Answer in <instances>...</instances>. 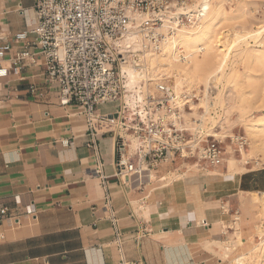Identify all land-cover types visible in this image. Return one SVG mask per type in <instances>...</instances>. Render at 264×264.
Segmentation results:
<instances>
[{"label": "crops", "instance_id": "obj_1", "mask_svg": "<svg viewBox=\"0 0 264 264\" xmlns=\"http://www.w3.org/2000/svg\"><path fill=\"white\" fill-rule=\"evenodd\" d=\"M33 6L0 0V44H12L4 65L19 50L13 36L34 23ZM43 71L41 62H25L18 75L0 79V264H220L213 244L226 243L220 210L226 198L253 191L245 174L123 186L114 176L111 129L94 124L96 156L86 146L82 108L61 107ZM100 107L96 115L113 111ZM97 161L119 245L105 190L91 174Z\"/></svg>", "mask_w": 264, "mask_h": 264}, {"label": "built area", "instance_id": "obj_2", "mask_svg": "<svg viewBox=\"0 0 264 264\" xmlns=\"http://www.w3.org/2000/svg\"><path fill=\"white\" fill-rule=\"evenodd\" d=\"M172 11V0H34V23L13 36L19 50L8 66L4 62L12 44H0V79L18 75L25 62H41L44 81L57 86L58 104L76 103L82 108L86 146L96 156L99 135L94 124L111 129L114 176L123 186L142 179L165 182L164 175L158 176L160 170L184 164L200 170L217 168L226 155L224 140L235 144L240 153L247 146L245 137H216L204 131L200 120L187 118L197 93L185 84L175 88L163 75L130 87L120 70L131 61L135 46L160 52L164 39L170 37L161 29L174 19ZM105 105H113L112 113L96 115V108ZM91 174L105 190L100 161ZM104 206L119 245L106 190ZM225 208L221 207L222 213L228 215ZM5 213L2 208L0 215Z\"/></svg>", "mask_w": 264, "mask_h": 264}, {"label": "bare ground", "instance_id": "obj_3", "mask_svg": "<svg viewBox=\"0 0 264 264\" xmlns=\"http://www.w3.org/2000/svg\"><path fill=\"white\" fill-rule=\"evenodd\" d=\"M196 1V7L193 10L176 14V16L184 15L189 19H197L194 26L177 30L173 36L165 38L158 53L143 51L139 46L133 47L134 54L131 61L124 62L120 66V70L125 73L130 87L141 79L146 82L154 81L163 76L162 73L173 75L175 88H179L184 81L194 85L207 86V83L214 79L215 86L221 84V89L216 96L214 95L215 97L210 98L205 94L206 97L201 100L204 105L201 118L205 119L204 117L208 116L211 124L218 125L219 129L214 133L216 137L232 136L231 132L235 126L243 127L246 147L249 148V151L246 152L245 149L240 151V161L233 158L228 160L226 176L234 177L247 170L245 165L250 153H259L264 159V115L257 118L252 116L253 111L257 110L254 107V98H259L261 94L259 84L264 82V58L260 51L253 50L251 52L249 49L239 47V44L245 43L247 39L254 41L260 37L264 31V16L257 19L259 22L255 29L241 28V35L234 30L233 39L228 41L225 36L221 37V24L226 19V15L220 7L221 1ZM173 24L177 23L173 22ZM137 51H141V53H136ZM231 54L234 55L233 58L230 57ZM237 58L245 63L243 71L236 69ZM257 73L260 74L256 75ZM217 107L220 108L221 114L218 116V120L214 121L210 111L216 115L217 112L214 111V108ZM202 127L204 128L203 121ZM212 128H205V130L213 133ZM227 149L229 151L231 148L228 146ZM183 166L186 167V171L177 173L176 169L164 176L166 180L164 187L176 181L196 179L198 175L208 178L219 175L213 169L200 170L194 165ZM245 194L252 196L247 199L245 197L239 199L242 215L234 217L232 224L235 241L229 244L218 241L213 243L220 250L218 253L220 264H264V231L261 227V224H264V192ZM254 216L261 220L253 222ZM248 217L250 220L247 219ZM243 231L247 234L246 238L242 237ZM252 234L257 235L260 242L243 252L241 246L245 244L246 240L249 243L252 242Z\"/></svg>", "mask_w": 264, "mask_h": 264}, {"label": "rangeland", "instance_id": "obj_4", "mask_svg": "<svg viewBox=\"0 0 264 264\" xmlns=\"http://www.w3.org/2000/svg\"><path fill=\"white\" fill-rule=\"evenodd\" d=\"M217 1H221V5H220L221 10H223L226 15V19L221 24V27H222L221 37L225 36L228 41H231V39H233L232 35H233L234 30L241 35V28L255 29L257 22H259L257 21V19H260L264 16V0H217ZM196 4H197L196 0H172V7H173L172 13L175 14V16H173L174 19L168 20L169 23H164L163 29H161V32L164 35L173 36L174 33H177V30H181L182 28L188 29L194 26L197 23V19L192 18L190 21V19L187 16L186 17L184 15L176 16V14L181 13V12H187L188 10H193L196 7L195 6ZM196 9H199V8H196ZM173 22H176L177 25L175 26ZM229 34L231 35L230 37H229ZM257 39L254 41L253 39H247L245 43H240L239 47H242L243 49H249L251 52L253 50L260 51L261 55L264 58V31L260 35V37H258ZM221 42H223V39H221ZM246 42L249 43L250 45L247 44ZM230 57L233 58L234 55L231 54ZM239 59L240 58H237L238 64L236 66V69L239 71H243V66L245 65V63L243 62V60L240 61ZM259 74L260 73H257L256 75H259ZM162 75H164L166 78L169 79V81L174 83L173 75L171 74L165 75L164 73H162ZM183 84L186 85L187 89H194L197 93V100L194 101L193 110L190 113V115L187 116V118L197 119L198 121L200 120L201 124L203 121L204 131H205V128L210 129L213 126H215L214 128H212L213 133H215V131L219 129L218 125H216V123L211 124L208 120L209 119L208 116L207 117L205 116L204 117L205 119L201 118L203 111H204L203 109L204 105L201 103V100H203L204 97H206V95L207 97H210V98L215 97L218 91L221 89V84H217L215 86L214 79L213 80L211 79L207 83V86L203 84L194 85L191 83H186L185 81L183 82ZM181 86L179 88H181ZM263 86H264V82H260L259 87L261 89V94L259 95V98L257 97L254 98V107L257 108V110H254L252 114L254 118L264 115V112H263L264 111V89H263L264 87ZM100 109L102 112L107 111V110L111 111L113 109V105H105V106L100 107ZM214 111L217 112L216 115L214 114V112H211V111L210 113L212 115L211 114L210 115L211 117H213L214 121H217L218 116H220L221 114L220 108L218 107L214 108ZM231 133L234 136L240 135V136L245 137L243 127L241 126H235V128L232 129ZM224 142H225V146L226 147L229 146L231 149L229 151L227 149L226 155L223 157L224 160L220 163V165L217 168L213 169L216 173H219L218 175L219 177L227 175L228 160H230L231 158L235 159L236 161L241 160V156L237 150L236 145L235 144L230 145L231 143L229 142L227 138L224 140ZM245 151L248 152L249 148L245 147ZM184 165H189V164H184ZM173 168L175 169L177 168V173H182L186 171L185 170L186 167L184 166L172 167V169ZM245 168L247 170L244 172L245 174V176H243L244 182L247 183L249 187L253 188L252 192L263 193L264 192V159L262 158V155L256 152L250 153V156L248 158V162L245 165ZM251 196L252 195H246V194H243V196H241V194L235 193L230 198H226L224 200L223 205L227 207L225 209L230 212L228 215L227 214L222 215L221 213L222 219H220L219 221V228H221L224 231V233H226L225 234L226 236L223 239L224 242L229 244L232 241H235L236 239L234 235L235 231L234 229H232V224L234 223L233 218L236 216H234L233 214L235 211H238V215L240 214L242 215V208L240 206L239 199L241 197H245V199H247V198H250ZM218 207H219V204H218ZM220 212H222V210H220ZM218 214H219V211H218ZM247 219L250 220L249 217ZM260 220L261 218L258 219L257 216H254L253 222H259ZM261 223H263V221H261ZM261 227L263 228L262 230L264 231V224H261ZM252 235H253L252 242L249 243V241L246 240L245 244L241 246V250L243 252H246V250L250 249L253 245L258 244L260 242L257 235L255 234H252ZM246 236L247 234L243 231L242 237L246 238Z\"/></svg>", "mask_w": 264, "mask_h": 264}]
</instances>
